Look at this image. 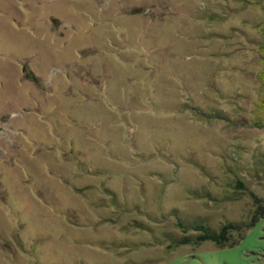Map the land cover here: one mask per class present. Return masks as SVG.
Wrapping results in <instances>:
<instances>
[{
	"label": "rangeland",
	"instance_id": "rangeland-1",
	"mask_svg": "<svg viewBox=\"0 0 264 264\" xmlns=\"http://www.w3.org/2000/svg\"><path fill=\"white\" fill-rule=\"evenodd\" d=\"M261 3L0 0V264H264V217L233 246L127 249L147 236L110 194L251 222V195L193 190L236 166L264 196Z\"/></svg>",
	"mask_w": 264,
	"mask_h": 264
},
{
	"label": "trees",
	"instance_id": "trees-1",
	"mask_svg": "<svg viewBox=\"0 0 264 264\" xmlns=\"http://www.w3.org/2000/svg\"><path fill=\"white\" fill-rule=\"evenodd\" d=\"M251 1V0H244ZM256 3H261V0H254ZM263 4V2L261 3ZM259 107L263 111L258 114L257 117H253L255 124L261 126L264 124V97L260 101ZM199 111L200 108L196 107ZM218 117H226L221 111H215L214 113ZM204 115V114H201ZM210 115H208L209 117ZM229 119V118H228ZM264 161V160H263ZM82 168L87 170L88 167L85 163L80 162ZM229 167L227 172V179L220 181L214 180L216 183H222L225 186L223 190L225 192L224 198H222V192H216L210 187L203 185L201 189H194V198L205 200L206 203L218 204L221 201H235L243 199L247 196H252L254 207L251 222H237L234 220H224L214 223L209 216L205 214L197 213V216H193L191 213H185L178 208H169L167 211L163 207V211L158 213L153 210L146 211L138 203L131 204L127 207L121 205V198L114 193H111L114 206L118 207L119 211L124 210L130 214H136V217L130 219L127 223V228L134 229L142 232L147 236V239L143 240H131L126 244H120L127 249L134 247H165L171 251L176 247L183 245H199L206 241H211L220 245H235L242 237L243 232L255 224L261 217H264V196H259L249 186V184L240 177L238 170ZM89 170V169H88ZM90 170L89 172L93 174ZM96 175V174H95ZM116 202L120 205L117 206ZM114 220V218H111ZM111 220V221H112ZM237 233V238L234 234Z\"/></svg>",
	"mask_w": 264,
	"mask_h": 264
}]
</instances>
